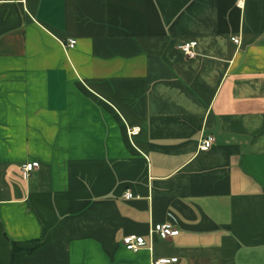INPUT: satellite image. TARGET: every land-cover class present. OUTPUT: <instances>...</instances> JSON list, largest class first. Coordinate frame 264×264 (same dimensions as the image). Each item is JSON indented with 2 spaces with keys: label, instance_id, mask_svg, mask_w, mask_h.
I'll return each mask as SVG.
<instances>
[{
  "label": "crops",
  "instance_id": "obj_1",
  "mask_svg": "<svg viewBox=\"0 0 264 264\" xmlns=\"http://www.w3.org/2000/svg\"><path fill=\"white\" fill-rule=\"evenodd\" d=\"M13 244L19 264H264V0H0V264Z\"/></svg>",
  "mask_w": 264,
  "mask_h": 264
},
{
  "label": "built area",
  "instance_id": "obj_2",
  "mask_svg": "<svg viewBox=\"0 0 264 264\" xmlns=\"http://www.w3.org/2000/svg\"><path fill=\"white\" fill-rule=\"evenodd\" d=\"M236 5L238 8H243L244 0H236ZM231 41L235 45H239L240 40L237 37L231 38ZM76 45V41L69 39L63 44V46L68 49H73ZM196 47V42H186L180 46V50L187 58H192L195 53L194 49ZM139 133V128L134 127L129 129V136L134 137ZM213 138H203L199 141L198 148L201 151L208 150L213 145ZM38 162H26L21 165V171L25 174V176H29L33 171L39 168ZM123 198L126 200L133 199L135 196L129 191L123 195ZM178 234V230L174 225L170 223L165 224H154L151 226L149 230V237L157 236L161 239H167L169 237L176 236ZM123 247L130 252L137 253L145 246V241L143 237L138 236H127L122 240ZM151 247L149 251H151ZM177 262V258H153L150 264H175Z\"/></svg>",
  "mask_w": 264,
  "mask_h": 264
},
{
  "label": "trees",
  "instance_id": "obj_3",
  "mask_svg": "<svg viewBox=\"0 0 264 264\" xmlns=\"http://www.w3.org/2000/svg\"><path fill=\"white\" fill-rule=\"evenodd\" d=\"M39 245L40 244L35 245L33 249L28 251V254H32L39 247ZM20 254H21V249L17 248V246L13 244L10 264H19Z\"/></svg>",
  "mask_w": 264,
  "mask_h": 264
}]
</instances>
